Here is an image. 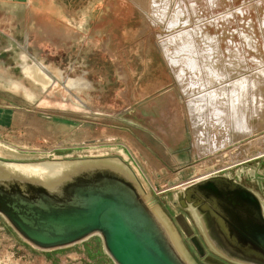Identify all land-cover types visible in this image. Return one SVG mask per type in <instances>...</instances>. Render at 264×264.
<instances>
[{
    "label": "rangeland",
    "instance_id": "obj_1",
    "mask_svg": "<svg viewBox=\"0 0 264 264\" xmlns=\"http://www.w3.org/2000/svg\"><path fill=\"white\" fill-rule=\"evenodd\" d=\"M232 1L214 0L213 5L220 4L214 11L228 10L225 15H231L252 7L231 25L219 22L218 42L246 47L259 58L258 43L264 40L263 0ZM161 27L150 28L146 16L129 0H0L1 147L55 159L121 154L137 168L158 208L173 220L172 200L178 185L198 176L194 163L199 161L193 156L188 117L172 72L154 45ZM242 36L251 45L243 43ZM239 41L243 42L237 45ZM32 63L54 70L48 69L54 82L45 90L22 72ZM76 78L87 81L86 89L66 90V80ZM263 133L264 128L258 131ZM176 136L180 140L175 141ZM252 146L245 157L264 150ZM234 147L224 148L229 152ZM228 156L211 157L208 171L234 177L239 169L264 158L224 170L236 158ZM240 182L264 202V178L242 176ZM182 212L203 243L198 224ZM178 232L197 264H205ZM0 264L113 263L98 236L63 249L40 251L22 241L0 216Z\"/></svg>",
    "mask_w": 264,
    "mask_h": 264
},
{
    "label": "water",
    "instance_id": "obj_2",
    "mask_svg": "<svg viewBox=\"0 0 264 264\" xmlns=\"http://www.w3.org/2000/svg\"><path fill=\"white\" fill-rule=\"evenodd\" d=\"M260 161L234 177L215 174L181 186L171 220L121 154L55 159L2 147L0 216L40 251L98 236L113 264H197L180 230L205 264H264V202L240 182L264 178ZM182 211L198 224L203 243Z\"/></svg>",
    "mask_w": 264,
    "mask_h": 264
},
{
    "label": "bare ground",
    "instance_id": "obj_3",
    "mask_svg": "<svg viewBox=\"0 0 264 264\" xmlns=\"http://www.w3.org/2000/svg\"><path fill=\"white\" fill-rule=\"evenodd\" d=\"M129 1L146 16L150 28L162 26V34L154 35V45L172 72L180 105L183 104L188 117L193 156L199 161L194 164L199 174L195 179L182 182L178 187L215 175L216 172L207 169V165L211 164V157L223 158L227 153L231 159L235 156L234 161L228 162L224 170L263 157L264 150L251 157L245 155L252 145L264 149V133L258 134V131L264 128V40L258 43L259 58L256 54H251L254 51L247 52L249 49L246 51V47L232 48L233 44L231 49L229 42H226L228 47L218 42V35L222 30L217 28L219 22L231 25L235 17L243 16L245 9L247 11L252 6L236 13L234 11L235 14L229 15L231 12H228L229 14L225 15L228 10L214 11L218 10L219 4L215 2L216 5H213L214 0ZM260 2L264 6V0ZM215 28L218 29L216 34ZM213 30L214 33H211ZM242 39L247 46L251 45L249 38L242 36ZM242 42H237V45ZM218 44L226 49H220ZM232 62L236 64L233 65ZM214 64L216 66H213ZM48 69L54 73L49 67L44 68L32 63L22 67V72L30 81L45 90L54 82ZM239 74L245 75L238 76ZM64 84L66 90L68 88L75 91L86 89L88 86L84 78L68 79ZM75 100L79 101L76 97ZM226 145L235 147L226 152ZM1 149L0 144V153ZM203 159L207 161L204 162ZM138 168L141 170L139 166Z\"/></svg>",
    "mask_w": 264,
    "mask_h": 264
},
{
    "label": "crops",
    "instance_id": "obj_4",
    "mask_svg": "<svg viewBox=\"0 0 264 264\" xmlns=\"http://www.w3.org/2000/svg\"><path fill=\"white\" fill-rule=\"evenodd\" d=\"M178 99H179V97H178ZM179 100H180V99H179ZM175 138H176V139H175V141H176V140H180V138H179V137H177V136H176Z\"/></svg>",
    "mask_w": 264,
    "mask_h": 264
}]
</instances>
